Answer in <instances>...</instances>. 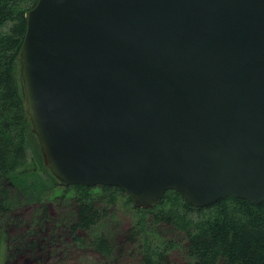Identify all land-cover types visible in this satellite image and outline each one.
<instances>
[{
	"label": "water",
	"instance_id": "obj_1",
	"mask_svg": "<svg viewBox=\"0 0 264 264\" xmlns=\"http://www.w3.org/2000/svg\"><path fill=\"white\" fill-rule=\"evenodd\" d=\"M16 56L44 167L149 210L264 201V0H38Z\"/></svg>",
	"mask_w": 264,
	"mask_h": 264
},
{
	"label": "trees",
	"instance_id": "obj_2",
	"mask_svg": "<svg viewBox=\"0 0 264 264\" xmlns=\"http://www.w3.org/2000/svg\"><path fill=\"white\" fill-rule=\"evenodd\" d=\"M37 1L0 0V212L3 214L21 203H38L45 194L62 186L52 175L47 179L34 178L25 170L34 142L22 106L16 56L26 31L24 15ZM62 187L64 192L70 189L75 194L72 235L96 226L108 216V207L115 204L117 195L125 194L117 187ZM95 189L96 194L92 193ZM97 194L95 200L93 195ZM126 201L136 211L137 219L128 234L130 240L144 234L147 217L153 224L170 226L181 234L177 241L140 244L136 248L140 264H172L171 253L177 251L182 252L186 264H264V201L252 204L228 197L196 208L174 191L166 192L149 210L135 207L129 197ZM74 239L81 240L76 236ZM89 244L104 256L111 253L104 235L94 236Z\"/></svg>",
	"mask_w": 264,
	"mask_h": 264
},
{
	"label": "rangeland",
	"instance_id": "obj_3",
	"mask_svg": "<svg viewBox=\"0 0 264 264\" xmlns=\"http://www.w3.org/2000/svg\"><path fill=\"white\" fill-rule=\"evenodd\" d=\"M32 135L34 144L28 151L25 170L34 178L47 179L52 174L44 167L37 139ZM64 191L58 186L38 203H21L5 214L0 212V264H140L136 249L140 244L181 239V234L172 227L153 224L147 217L144 234L130 240L128 234L135 228L137 219L136 211L127 205L125 192L117 195L115 204L108 207V216L96 226L72 235L75 194L70 189ZM93 197L96 200L99 194ZM104 205L100 204V208H105ZM100 234L110 244L108 257L89 244V240ZM181 254V251L171 253L172 264H186Z\"/></svg>",
	"mask_w": 264,
	"mask_h": 264
},
{
	"label": "flooded vegetation",
	"instance_id": "obj_4",
	"mask_svg": "<svg viewBox=\"0 0 264 264\" xmlns=\"http://www.w3.org/2000/svg\"><path fill=\"white\" fill-rule=\"evenodd\" d=\"M1 242V241H0ZM0 245H1V243H0Z\"/></svg>",
	"mask_w": 264,
	"mask_h": 264
}]
</instances>
